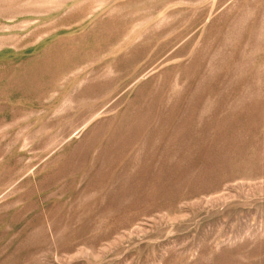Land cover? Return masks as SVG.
Returning <instances> with one entry per match:
<instances>
[{
  "label": "rangeland",
  "instance_id": "374dc122",
  "mask_svg": "<svg viewBox=\"0 0 264 264\" xmlns=\"http://www.w3.org/2000/svg\"><path fill=\"white\" fill-rule=\"evenodd\" d=\"M0 264H264V0H0Z\"/></svg>",
  "mask_w": 264,
  "mask_h": 264
}]
</instances>
